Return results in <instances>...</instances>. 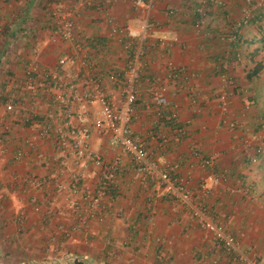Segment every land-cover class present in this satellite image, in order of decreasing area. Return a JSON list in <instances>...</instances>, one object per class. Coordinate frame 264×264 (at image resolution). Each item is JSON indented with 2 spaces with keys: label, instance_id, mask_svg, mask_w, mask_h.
Listing matches in <instances>:
<instances>
[{
  "label": "crops",
  "instance_id": "0c3cea01",
  "mask_svg": "<svg viewBox=\"0 0 264 264\" xmlns=\"http://www.w3.org/2000/svg\"><path fill=\"white\" fill-rule=\"evenodd\" d=\"M91 1L61 0L62 11L74 20L76 39L52 42L54 20L45 0H0V264H236L192 218L189 206L136 174L125 153H120L104 213L76 231L75 240L64 235L74 219L66 192L55 185L69 183L82 162L51 134L37 136L44 121L66 119L51 85L60 79L88 91L78 62L86 55L118 105L121 81L109 82L105 73L123 70L128 59L123 45L130 38L112 34L111 28L136 30L145 17L155 26L145 43L131 132L194 195L203 177L217 174L203 203L251 257L264 261V50L249 58L259 47L250 42L264 38V14L260 29L251 23L239 42L227 43L222 35L240 18L243 0L210 2L199 30L190 9L201 0H159L149 11L136 8L134 0ZM173 7L180 9L178 16L168 15ZM160 38L170 43L161 46ZM235 50L243 55L240 61ZM228 51L236 88L223 113L218 65ZM61 56L73 60L56 72ZM169 61L187 78L169 79ZM255 62L261 69L250 78ZM31 65L36 71L28 78ZM159 84L168 100L162 107L150 91ZM8 100L14 111L5 109ZM97 109L96 102L87 105L89 147L109 165L119 150L91 126ZM209 157L212 167L203 165ZM79 185L93 192L99 178ZM53 199L57 205H50Z\"/></svg>",
  "mask_w": 264,
  "mask_h": 264
},
{
  "label": "built area",
  "instance_id": "2783aa9c",
  "mask_svg": "<svg viewBox=\"0 0 264 264\" xmlns=\"http://www.w3.org/2000/svg\"><path fill=\"white\" fill-rule=\"evenodd\" d=\"M85 4L91 5V0H84ZM159 0H134V6L149 11L154 8ZM210 2L215 5H223L222 0H201L190 9L191 16L195 18L194 27L199 30L204 26L210 12ZM61 0H45V6L49 15L54 20V31L51 36L52 42L58 40L74 41L76 39L75 23L71 13L63 12ZM180 9L173 7L168 9V15L178 16ZM264 14V0H243L241 15L238 21L231 25V29L222 35V39L227 43H236L240 41L243 33V27L251 25ZM154 22L145 17L136 30L127 27L112 26L111 33L128 37L123 45L124 51L128 54V59L121 72L111 70L105 73V78L109 82L121 81V101L115 105L112 99L107 95L102 80L94 74V65L92 61L83 55L79 58V64L83 69V81L88 86V91H79L76 83L65 80H58L51 85V88L57 91L56 100L65 108V121L51 123L44 121L39 129L37 136L43 137L51 134L55 141L63 148H68L75 156L77 162H82V166L76 172H72L69 183H57L56 190L66 192V202L73 215L74 222L71 227L65 230L64 235L67 238L75 240L74 233L88 226L89 222L95 220L104 213V204L109 198L110 186L116 179L118 164L121 159L120 153H125L131 157L132 168L136 174L148 176L155 180L166 193L174 199L180 200L189 206L191 216L196 220L199 226L206 230L216 246L230 255L236 264H264V261H257L244 250L239 240L228 231L223 224L213 218V214L208 206L203 203L209 185L218 181L219 177L214 172H210L199 182L196 194L186 189L182 183H178L172 177L166 164H160L149 156L146 147L140 138L134 135L130 129V122L134 114V104L137 100V82L141 75L143 64V54L145 43L149 38L150 31L154 28ZM87 38V37H86ZM174 39L173 41H175ZM170 41L164 38L159 39L161 46H166ZM76 49L80 48L75 44ZM231 52L224 54V59L220 60L218 68L220 71L221 90L217 94L220 109L223 113L229 110V97L236 88V80L229 72ZM242 53L235 50L234 57L236 61L242 59ZM72 58L61 56L57 59L56 72L60 67L72 61ZM168 65L169 79H185L187 74L179 71L172 61ZM36 71V67L29 66L25 74L31 78ZM165 86L159 84L150 88L155 95V102L158 107L167 105L165 96ZM191 102H195L193 96ZM91 102L98 104V109L94 112L91 126L98 132L108 136L109 145L113 150L118 151L113 161L107 165L102 158L93 152L89 147L90 127L87 124V105ZM7 111H14V105L11 100L5 103ZM160 116V114H158ZM73 117L75 122H73ZM259 149L257 150V152ZM199 156L198 153H195ZM255 162V156L251 157ZM90 164L91 167H88ZM213 157L203 160L204 166H211ZM99 178V185L93 191H88L79 185L86 180ZM196 197V201L193 198ZM57 205L55 199L50 201V205Z\"/></svg>",
  "mask_w": 264,
  "mask_h": 264
},
{
  "label": "trees",
  "instance_id": "16d2710c",
  "mask_svg": "<svg viewBox=\"0 0 264 264\" xmlns=\"http://www.w3.org/2000/svg\"><path fill=\"white\" fill-rule=\"evenodd\" d=\"M252 23H253V25L255 27H258L259 29L262 26L261 25V18L259 20H257V21L254 20V22H252ZM262 39H264V38H262ZM262 39L259 38L258 40H254V42H250V44L257 43L259 45V47H257L255 51L250 53V57L249 58L251 59V61L256 58V55H258V52L260 50H264V40H262ZM260 69H261V63L260 62H255L253 68H251V70H250L249 77L251 78L252 76H255Z\"/></svg>",
  "mask_w": 264,
  "mask_h": 264
}]
</instances>
